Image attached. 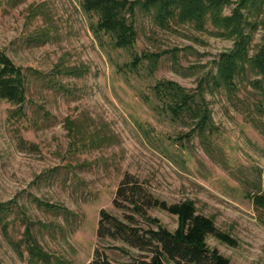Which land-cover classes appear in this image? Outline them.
Instances as JSON below:
<instances>
[{"label": "rangeland", "instance_id": "rangeland-1", "mask_svg": "<svg viewBox=\"0 0 264 264\" xmlns=\"http://www.w3.org/2000/svg\"><path fill=\"white\" fill-rule=\"evenodd\" d=\"M126 1L135 42L117 48L94 35L81 0H0V54L25 76L22 104L0 97V264H36L32 246L63 264H87L96 249L114 264L137 259V249L96 235L101 209L133 214L112 204L125 181L168 204L190 201L235 241L206 240L230 264H264V97L252 65L264 56V0H209L214 21L209 12L179 21L173 6L168 24L146 0ZM241 14L245 46L234 34ZM234 50L247 53L234 87L204 82ZM144 53L156 58L130 66ZM164 83L188 94L183 108ZM133 215V227L155 228ZM146 215L177 226L160 208Z\"/></svg>", "mask_w": 264, "mask_h": 264}, {"label": "trees", "instance_id": "trees-1", "mask_svg": "<svg viewBox=\"0 0 264 264\" xmlns=\"http://www.w3.org/2000/svg\"><path fill=\"white\" fill-rule=\"evenodd\" d=\"M146 1L148 3V6L146 5L147 8H151L152 11L155 8V18L157 17L158 19V16L161 15L166 16L167 19L164 18V22L158 19L160 23L167 22L173 16H176L179 21L189 19L200 20L206 12L211 13L214 21L219 11L217 9V2L213 1L211 3L209 0H151V5L150 0ZM184 2L188 8L183 7L182 3ZM202 2H205L206 5ZM173 6H178L179 12L173 16H169L170 9ZM81 7L84 12L96 16V23H93L91 26L95 36L101 33L106 34L112 39L113 45L117 48H128L134 44L135 32L131 21L127 22V18L131 17L133 7L126 0H81ZM123 11H129V16L125 17L122 13ZM241 19L242 14L240 15L234 34L239 36L238 40H241L245 46L247 38L244 37L240 29L239 24ZM225 21L222 19L221 23L224 24ZM152 57L156 58L155 55L150 53H144L140 56L135 55L130 62V66H136L144 58ZM246 57V50H242L241 52L234 50L230 51V53L221 54L216 61L214 73L209 74L206 80L204 79V82L209 83L211 80L213 84L221 85L226 90H229L230 87H234V76L237 74L239 65L247 61ZM256 57L260 59L254 58L252 65L262 74L260 86L262 87V95L264 97V87L262 85L264 84V56L260 55L259 57L257 55ZM201 84L202 82L199 84V87H201ZM24 85V74L19 69L14 68L7 57L0 54V97L12 103L22 104ZM164 85L172 89L171 94L169 92L171 97H176L174 93L175 89L180 91V88L173 83H164ZM180 92V103L174 105L175 109L177 106H179V109L183 108L182 104L184 103H182V100H186L185 96L189 97L188 94L185 95L182 91ZM191 100L192 98L189 99L190 103ZM187 107L196 114L200 110L198 104H196V107L189 105ZM169 109L172 111V114L176 111L172 110L171 107ZM261 115L263 116L264 112ZM206 121L207 116L202 115L196 122L195 127L199 131H202L206 125ZM4 204L0 203V222L3 218L2 212L8 210L7 205ZM112 204L116 208H129L133 214H138L144 217V221L155 225V228L148 227L147 230L140 231L137 227L131 225L134 221L133 214L125 217L128 221H124L106 213L102 209L100 210L96 235L99 238L109 237L119 240L141 252V255L137 259H133L125 264H166L167 262L171 264H230L229 260L216 249L208 247L206 240L208 237H214L230 246H234L235 241L227 233L219 230L211 218L197 213L190 201L168 204L165 201L154 198L146 191L140 190L133 183L129 184L125 181L115 190ZM148 208H160L175 215L177 217L176 228L173 231H169L161 226L157 219L146 215ZM28 250L30 262L36 264H63L62 259L58 257L50 261L49 255L42 253L37 247L36 250L33 246L29 247ZM87 264L114 263L108 259L103 251L96 249Z\"/></svg>", "mask_w": 264, "mask_h": 264}]
</instances>
